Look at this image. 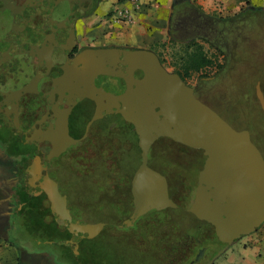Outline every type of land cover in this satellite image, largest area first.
Masks as SVG:
<instances>
[{"label":"water","instance_id":"1","mask_svg":"<svg viewBox=\"0 0 264 264\" xmlns=\"http://www.w3.org/2000/svg\"><path fill=\"white\" fill-rule=\"evenodd\" d=\"M93 1L41 0L42 9L36 17L22 21L13 16L5 0H0V88L7 95L8 117L19 130L25 127L42 149L48 148L51 133L61 120H116L130 159L150 169L151 176L144 171L143 179H152L156 190L144 195L143 180L128 191L123 189L120 202L105 204L101 216L97 215L79 233L93 238L114 221L126 227L151 209L178 208L213 224L223 245L202 263L213 264L236 239L261 224L264 181L262 195L254 205H246L239 212L227 211L230 219L228 213L219 209V203L211 204L201 198L198 203L199 197L193 198L203 180L197 181L196 176L203 171L208 176L222 160L221 173L241 165L250 171H261L264 177V153L250 129L235 127L178 72L168 70L153 50L89 48L71 58L76 20ZM258 95L264 108L259 85ZM163 120L169 123L168 128H176L177 144L155 142L150 137L165 130ZM182 133L187 139L186 151L179 148ZM159 170L172 174L166 180H158ZM132 194L136 195V205L124 209L127 217H112L116 208L107 214L109 207L123 204L125 196ZM247 214L256 219L252 225L245 222ZM79 239L76 235L62 242L77 244ZM202 253L203 249L196 261ZM78 254L75 245V255Z\"/></svg>","mask_w":264,"mask_h":264},{"label":"rangeland","instance_id":"2","mask_svg":"<svg viewBox=\"0 0 264 264\" xmlns=\"http://www.w3.org/2000/svg\"><path fill=\"white\" fill-rule=\"evenodd\" d=\"M162 45L163 43L156 45L155 50L164 58L163 65L168 70L174 71L172 50L168 45L165 48ZM237 50L239 60L224 72H218L216 67H211L194 74L187 80L191 85H197L203 79L200 85L198 84L202 91L198 92L199 95L235 127L250 129L253 140L264 153V108L258 95L259 85L264 97V29L259 36L251 38ZM207 51L212 52L208 48ZM108 121L118 125L116 120ZM161 124L164 125L165 130L155 132L154 136H150L152 140L177 144L179 137L175 135L176 128H168L169 123L166 120ZM73 128L78 137L82 133L87 135L86 139L81 137L76 139V143L73 144L75 147L67 150L69 153L73 151L80 153L82 156H78L82 158V164H85L82 171L86 172L85 175H92V178H88L87 184L78 186L82 188L80 192L83 193L84 198L78 197L71 186L69 187L68 183L62 180L59 173H54L52 178L47 179L44 178L46 175L44 170L34 175L28 183L26 192L30 194L33 203L42 202L43 199L45 201L44 204L39 203L43 206L41 210L34 206L27 209L21 217V224L17 219L19 228L16 231L14 229L11 234V242L16 247L20 244L34 250H52L58 253L63 248H67L60 239L63 233H79L100 213L103 204L99 203L101 200L95 195L100 187L99 178L107 177L110 188L122 185L123 190L135 184L137 163L129 159L130 155L127 154L125 146L122 144L121 147L115 136L102 130V124L96 122L76 124ZM186 140V136L182 133L179 145L181 151H186L184 145ZM118 172L121 174L118 175ZM263 181L261 171H250L241 165H234L217 175L201 193L200 198L211 204L219 203L221 205L219 209L225 214L229 211L239 212L246 205L253 206L261 197ZM254 190L255 192L252 193ZM25 197L21 196L22 200L25 201ZM227 216L232 219L229 213ZM195 225L192 215L181 210H166L161 215L144 216L137 224L138 228L120 230L108 227L94 241L85 243L82 255L68 253L67 257L70 256L71 264H168L166 257L168 252L163 248L166 240H161V231L170 230L171 226H175L178 233H183L194 229ZM216 244L214 241L207 246V253L199 261L200 263H205L209 259ZM201 248H196L191 256L192 261H195ZM242 248L243 243L238 241L215 262L223 261L224 257H229L234 249L237 252ZM179 256L181 257V254L176 258ZM62 259L67 258H60L61 262Z\"/></svg>","mask_w":264,"mask_h":264},{"label":"flooded vegetation","instance_id":"3","mask_svg":"<svg viewBox=\"0 0 264 264\" xmlns=\"http://www.w3.org/2000/svg\"><path fill=\"white\" fill-rule=\"evenodd\" d=\"M6 1V5L8 6L10 12H12L13 16L16 19H20L22 21H27L30 19H34L36 17V13L39 11V9H42L41 7V0H5ZM100 0H94L93 3L89 6V8L76 20L75 23V42H74V47L72 49V51L70 52V57L74 58L76 57L79 53H81L82 51H84L85 49H89V48H104V47H113L115 45H105V44H101V45H80V43L77 41V25H78V21L87 16L88 14H90L97 6L98 2ZM44 10V9H43ZM113 12V11H112ZM4 15L5 11H3ZM113 13H111L112 15ZM158 55L159 53L156 52ZM160 57V55H159ZM161 59V57H160ZM162 62V60H161ZM208 78V77H207ZM206 79V78H205ZM185 80V79H184ZM203 80V79H201ZM200 80V81H201ZM187 82V84H189L190 86H194L195 90L197 92V94L199 95V91H201L199 85H200V81H199V85H191L188 80H185ZM6 93H4V91L0 88V144L5 143L8 144L10 149H12V151H23L22 156L18 157L19 159H14V158H10L8 155H6L5 153H2L0 155V167H2V172L4 174V176L6 177L7 180H9V183L12 184L15 192H16V196L19 197H24L25 198V202H26V206L22 211H17L15 210L13 212V222H16L17 219H19V222L21 224V217L24 215V212L27 209H30L32 206L36 207L38 210H41L40 208L42 206V204L39 203H43L45 199L42 200V202L40 201L39 203H33V199L31 197H29V193H27V189H28V183L29 181L32 179V177L34 175L40 174L42 172V170H44V172H46V175L44 176V178H52L54 173H59L62 180L64 182H67L69 187L71 186V188L74 190V192L78 195V197L80 198H84L82 196L83 193H81V189L82 188H78V186H82L83 184H87L88 178L91 177L90 174H86L85 175V171H82V167L85 164H82V158H80L78 155L82 156L80 153H76V152H68L67 150H70L71 148H74L76 143V139H79L81 137L82 138H87L86 133H82L79 137L77 136V134L75 133V131H73V125L76 124H87V123H99L103 125L102 130L104 132H110L111 135L115 136V139L119 141L121 147H122V142H121V128L119 126V123L117 122L118 125H116L114 122H110L108 120H96V121H91V122H78V121H70V120H61L58 124V127L51 133V136L48 140L49 146L47 149H42L40 147V145L29 136V132L28 130L24 127L21 128V130H19L20 128L13 122L10 120V118L8 117V107L6 106ZM200 96V95H199ZM202 97V96H200ZM204 99V97H202ZM108 134V133H107ZM126 150V149H125ZM143 151V150H142ZM127 154H128V150H126ZM65 155V156H63ZM77 159V160H76ZM130 159V157H129ZM71 160H73L74 164L71 162ZM134 164V162H133ZM87 165V164H86ZM138 165V166H137ZM137 170L138 172L136 173V176L134 178L135 179V184L136 185L140 180H143L142 183H144V188L145 191H142L144 195L149 194L151 195L153 193V191L156 190V186L157 184L153 185L152 179H143V173L145 171L146 175H150V169H147L144 165L141 166L140 164H137ZM224 164L222 163V160L218 162V164L216 165L215 169L213 171H209L211 172L208 176H206V171H203L202 174H198L196 176V180H200L203 179L199 186L195 189V191L193 192V198L195 197H199L198 199V203L201 202L200 200V195L203 191H205L207 185L209 183H211V181L214 180V178L217 175L222 174L221 170L224 168L223 166ZM108 172V171H107ZM160 173H156V178H158V180H160L159 178L161 177L162 179L166 180V178H169L171 176V172H168V170H166L165 172H162L159 170ZM217 173V174H215ZM121 173L118 172V175H120ZM215 174V176H213ZM151 176V175H150ZM163 176V177H162ZM119 177V176H118ZM100 179V187L99 189L95 192V195H98V199H100L101 201H99V203L103 204L102 208L100 210V213H98L99 216H101L102 212H103V206L105 204H110L116 200L118 202L119 198L122 197V193L125 192L126 190L128 191V188H130L131 186L126 187V189H124V191L122 192V185L120 187H111L109 186L108 182H107V177L105 179H103V177L99 178ZM111 198V199H110ZM110 199L111 202H108L107 200ZM136 195H130V196H125V201L123 204L121 205H117L114 204L113 206H111V208H108L107 214L110 215L112 214L111 212L116 211V213L113 215L112 217L117 218V220H122V215L123 216H128V213L125 211L126 209H130L131 207H133V205H136L135 201H136ZM203 201V200H202ZM97 202V201H96ZM104 202H106L104 204ZM116 208V210L114 209ZM125 209V210H124ZM166 210H181L184 211L182 209H178V208H172V207H167L164 208L162 210H157V209H151L149 210L146 214L138 217L134 223L130 226H126V227H122L120 226L117 222H113L111 224H108L107 226L104 227V229L98 233L95 237L93 238H89L88 236H86L83 233H78V234H73L70 232L67 233H63L62 234V238L61 241L63 240H69L74 236H80L79 242L77 244H71V243H64L65 245H67V248H63L61 251H59L61 253V258H65L67 256L68 253H75V245L78 246V251L79 254L78 255H82L84 250H85V243L86 242H90V241H94L96 238H98L101 233L108 227H114L115 229H132V228H138L139 226H137V224L139 223L140 220L143 219L144 216L149 215L150 213H152L153 211L155 212H164ZM192 216L195 217V215H193L190 212L184 211ZM127 214V215H126ZM196 218V217H195ZM98 219V218H97ZM96 220V219H95ZM255 217L253 216V214H247L245 217V222L248 223L249 225H252L255 221ZM200 221H205V222H209L208 220H200ZM259 221H262L261 223L264 224V217H262ZM258 222V221H257ZM211 223V222H209ZM212 224V223H211ZM214 228V227H213ZM230 234H232L230 232ZM218 238V237H217ZM220 241V240H219ZM201 249H203V253L202 256L200 257V259L198 261H193L198 263L201 259H203V257L206 255L207 253V246L202 247ZM200 249V250H201ZM21 252L24 254V256H34L37 255L36 251H34V249L32 248H28L26 246H23L21 248ZM38 252V251H37ZM41 256H45L44 254H47L46 250H40ZM75 256V255H73ZM77 256V255H76ZM62 263L63 264H71V259L70 256H68V260L69 262H67L66 260L62 259ZM31 264H34L32 262H30ZM202 264V263H201Z\"/></svg>","mask_w":264,"mask_h":264},{"label":"crops","instance_id":"4","mask_svg":"<svg viewBox=\"0 0 264 264\" xmlns=\"http://www.w3.org/2000/svg\"><path fill=\"white\" fill-rule=\"evenodd\" d=\"M127 0H100L96 8L87 16L81 18L77 25V41L80 45H115L124 48H144L156 52V45L169 39L170 19L176 0H140L141 9L135 14L131 23H119L112 20L111 13ZM184 1V0H182ZM200 5L208 13L233 14L248 3L252 6L264 7V0H191ZM129 2V1H128ZM179 3V2H178ZM113 11V12H112ZM14 153L8 144H0V155L5 153L10 158L19 159L23 151ZM26 202L16 196L9 180L6 179L0 167V264H63L61 253L46 250L41 256L40 250H34L37 255L24 256L21 246L16 247L11 242L12 231H16L18 222H13V212L22 211ZM255 231L243 234L238 241L243 243L242 250L234 249L229 257L213 264H264V224H259ZM17 234V232H16ZM228 248V250L230 249ZM38 251V252H37ZM41 253V254H40ZM65 258L68 259L66 256Z\"/></svg>","mask_w":264,"mask_h":264},{"label":"trees","instance_id":"5","mask_svg":"<svg viewBox=\"0 0 264 264\" xmlns=\"http://www.w3.org/2000/svg\"><path fill=\"white\" fill-rule=\"evenodd\" d=\"M262 29H264V7L252 6L248 3L233 14L223 15L208 13L196 2L184 0L174 5L169 39L162 47L168 45L171 48L174 71L187 80L207 68L216 67L218 72L230 68L239 60L237 48L251 38L259 36ZM207 48L212 52L209 53ZM159 55L163 62L164 58ZM13 152L19 153L16 150ZM161 213L153 211L149 215H161ZM192 217L196 225L190 231L178 233L175 226H171L170 230L161 231V240H166L163 248L168 252L166 256L168 264L176 262L193 264L195 262L191 260V256L197 247H205L216 241L214 253L223 245L211 223ZM178 254H181V257L176 258Z\"/></svg>","mask_w":264,"mask_h":264},{"label":"built area","instance_id":"6","mask_svg":"<svg viewBox=\"0 0 264 264\" xmlns=\"http://www.w3.org/2000/svg\"><path fill=\"white\" fill-rule=\"evenodd\" d=\"M129 1V2H128ZM141 9L140 0H127L123 6L117 8L112 14V20L119 23H131L135 20V14Z\"/></svg>","mask_w":264,"mask_h":264}]
</instances>
